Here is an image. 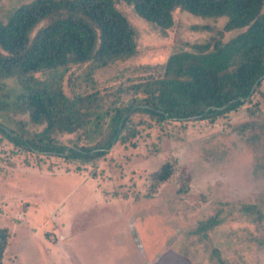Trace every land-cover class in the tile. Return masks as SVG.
Here are the masks:
<instances>
[{
	"label": "rangeland",
	"instance_id": "obj_1",
	"mask_svg": "<svg viewBox=\"0 0 264 264\" xmlns=\"http://www.w3.org/2000/svg\"><path fill=\"white\" fill-rule=\"evenodd\" d=\"M31 1L0 0L1 20ZM116 8L135 33L137 55L105 69L70 67L63 77L69 96L139 82L160 72L171 53L219 40L225 23L176 10L163 31L129 5ZM256 100L260 110L245 105L214 122L145 130L135 117L136 135L122 132V142L120 130L92 166L20 153L0 139V228L8 232L2 264H264V99ZM54 137L72 147L80 135ZM166 160H175V174L147 198L148 176ZM214 216V229L195 233Z\"/></svg>",
	"mask_w": 264,
	"mask_h": 264
},
{
	"label": "trees",
	"instance_id": "obj_2",
	"mask_svg": "<svg viewBox=\"0 0 264 264\" xmlns=\"http://www.w3.org/2000/svg\"><path fill=\"white\" fill-rule=\"evenodd\" d=\"M119 2L163 31L172 28L176 10L202 19L224 18L225 23L219 40L171 53L160 72L139 82L111 94L69 96L63 77L70 67L105 69L137 55L135 33L116 8ZM263 7L264 0H33L19 5L6 21L0 18V139L20 153L92 166L120 130L136 135L130 129L135 117L142 129L151 130L214 122L245 105L260 110L255 99H264V78L259 80L264 73ZM231 31L240 32L222 42ZM125 95L131 98L125 101ZM22 116L27 120L16 119ZM58 133H79L80 138L67 147L54 137ZM123 133L120 141L125 142ZM175 170V160H166L150 173L146 197L169 182ZM219 222L211 217L195 233L205 236ZM7 243V229L0 228V264Z\"/></svg>",
	"mask_w": 264,
	"mask_h": 264
},
{
	"label": "water",
	"instance_id": "obj_3",
	"mask_svg": "<svg viewBox=\"0 0 264 264\" xmlns=\"http://www.w3.org/2000/svg\"><path fill=\"white\" fill-rule=\"evenodd\" d=\"M263 78H264V73H263V75L261 76V78H260L259 80H262ZM253 90H254V89L251 90V92H250L249 95L245 98V100L248 99V97L251 95V93L253 92ZM120 127H121V125H119L118 132H119V130H120ZM118 132H117V134H118ZM114 143H115V139L113 140V142H112L110 148H112V146H113Z\"/></svg>",
	"mask_w": 264,
	"mask_h": 264
}]
</instances>
